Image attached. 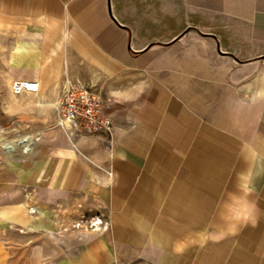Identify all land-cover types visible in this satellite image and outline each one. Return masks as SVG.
I'll return each mask as SVG.
<instances>
[{"label": "crops", "instance_id": "0c3cea01", "mask_svg": "<svg viewBox=\"0 0 264 264\" xmlns=\"http://www.w3.org/2000/svg\"><path fill=\"white\" fill-rule=\"evenodd\" d=\"M68 85L109 131L59 128ZM0 130L40 136L0 150V264H264V0H0Z\"/></svg>", "mask_w": 264, "mask_h": 264}, {"label": "built area", "instance_id": "2783aa9c", "mask_svg": "<svg viewBox=\"0 0 264 264\" xmlns=\"http://www.w3.org/2000/svg\"><path fill=\"white\" fill-rule=\"evenodd\" d=\"M39 90L40 84L35 80L16 79L12 83L15 95L33 94ZM112 125V118L106 111V98L100 90L80 85L66 87L58 120L59 128L97 134L109 131ZM97 223L98 220H94L91 224Z\"/></svg>", "mask_w": 264, "mask_h": 264}, {"label": "rangeland", "instance_id": "374dc122", "mask_svg": "<svg viewBox=\"0 0 264 264\" xmlns=\"http://www.w3.org/2000/svg\"><path fill=\"white\" fill-rule=\"evenodd\" d=\"M25 137L28 138V140H29L28 143L29 144L31 142V146L29 145L30 149L28 151H24V149H23V147H22V145L20 143V140L22 138H25ZM38 137H40V136L15 134L12 131H9V132L6 133L4 131L1 132V130H0V150H3L6 154H8L9 158H16L20 152L24 153V154H28L31 151H33L35 145L37 144ZM67 217L73 219L75 227L80 226L84 222L88 223V222H90L92 220V218H90V216H87V217L83 216V217L80 218V220H76V221L74 219H76L77 216H67ZM53 219L58 222V221L64 220V217L53 216ZM51 235H52V232L43 231L40 234V238L35 239V240H39V241L41 240V243L48 244L45 247V251L47 253L50 250L55 249L54 247L49 246V244H50L49 238L51 237ZM13 237L15 238L16 234H14ZM40 257H41V255H40ZM41 261H42V257H41Z\"/></svg>", "mask_w": 264, "mask_h": 264}, {"label": "bare ground", "instance_id": "6f19581e", "mask_svg": "<svg viewBox=\"0 0 264 264\" xmlns=\"http://www.w3.org/2000/svg\"><path fill=\"white\" fill-rule=\"evenodd\" d=\"M28 138L27 137H25V138H22L21 140H20V143H21V145H22V147H23V149L26 151V150H28V149H30V144L28 143Z\"/></svg>", "mask_w": 264, "mask_h": 264}]
</instances>
